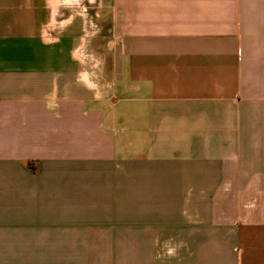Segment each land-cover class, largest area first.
Listing matches in <instances>:
<instances>
[{"label": "crops", "instance_id": "0c3cea01", "mask_svg": "<svg viewBox=\"0 0 264 264\" xmlns=\"http://www.w3.org/2000/svg\"><path fill=\"white\" fill-rule=\"evenodd\" d=\"M0 264H264V0H0Z\"/></svg>", "mask_w": 264, "mask_h": 264}]
</instances>
